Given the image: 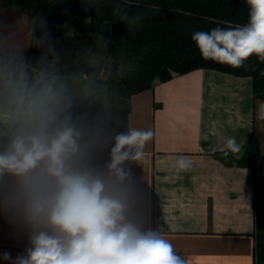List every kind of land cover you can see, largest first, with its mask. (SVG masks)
Instances as JSON below:
<instances>
[{
  "label": "clouds",
  "instance_id": "1",
  "mask_svg": "<svg viewBox=\"0 0 264 264\" xmlns=\"http://www.w3.org/2000/svg\"><path fill=\"white\" fill-rule=\"evenodd\" d=\"M247 3L246 25L194 32L204 60L235 68L252 55L264 60V0ZM70 107L58 76L37 70L23 55L15 61L0 58V111L7 112L14 129L0 151V178H13L0 190V206L25 225L30 245L12 264H188L161 233L142 227L139 197L123 167L143 158L152 131L116 134L106 171L99 170L89 157L102 144L103 130L78 126ZM226 148L241 150L234 137ZM174 166L182 171L191 165L180 157Z\"/></svg>",
  "mask_w": 264,
  "mask_h": 264
},
{
  "label": "crops",
  "instance_id": "2",
  "mask_svg": "<svg viewBox=\"0 0 264 264\" xmlns=\"http://www.w3.org/2000/svg\"><path fill=\"white\" fill-rule=\"evenodd\" d=\"M31 25L25 9L0 0V58L27 57ZM131 102L129 129L153 133L143 158L123 165L139 197L142 227L161 233L188 264H255V171L226 148L234 137L242 152L253 133L259 136L252 79L214 69L174 73ZM7 120L0 111V148L14 132ZM111 147L95 148L90 166L106 171ZM180 157L188 169L176 170ZM12 182L0 178V190ZM29 246L28 229L0 206V264H12Z\"/></svg>",
  "mask_w": 264,
  "mask_h": 264
},
{
  "label": "trees",
  "instance_id": "3",
  "mask_svg": "<svg viewBox=\"0 0 264 264\" xmlns=\"http://www.w3.org/2000/svg\"><path fill=\"white\" fill-rule=\"evenodd\" d=\"M5 1L31 16L28 63L58 76L74 121L102 129L104 144L113 146L115 135L129 129L132 96L174 73L214 69L248 76L255 107L264 100V60L252 55L239 68L206 61L192 40L196 31L246 25L247 0H100L93 9L88 0ZM74 15L76 30L69 33L65 23ZM45 35L49 39L40 44ZM258 145L253 133L245 149L235 153L237 162L255 171ZM254 210L255 264H264V178L256 172Z\"/></svg>",
  "mask_w": 264,
  "mask_h": 264
},
{
  "label": "rangeland",
  "instance_id": "4",
  "mask_svg": "<svg viewBox=\"0 0 264 264\" xmlns=\"http://www.w3.org/2000/svg\"><path fill=\"white\" fill-rule=\"evenodd\" d=\"M99 3H100V0H88V8L89 9L97 8ZM77 20H78V16L76 15L72 16L70 20L65 23L67 30L76 28L75 23ZM258 107H259V102H257V105H256V117L258 121L257 127H258L259 136L254 133L259 143L258 148H257L258 158H257L256 166H255V172L258 178H264V120H261L258 116Z\"/></svg>",
  "mask_w": 264,
  "mask_h": 264
},
{
  "label": "built area",
  "instance_id": "5",
  "mask_svg": "<svg viewBox=\"0 0 264 264\" xmlns=\"http://www.w3.org/2000/svg\"><path fill=\"white\" fill-rule=\"evenodd\" d=\"M258 116L261 120H264V100L259 103Z\"/></svg>",
  "mask_w": 264,
  "mask_h": 264
}]
</instances>
